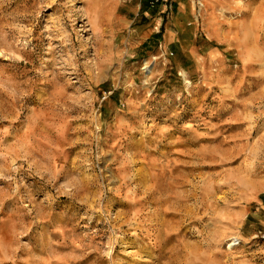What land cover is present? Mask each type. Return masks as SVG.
<instances>
[{"label":"rangeland","instance_id":"374dc122","mask_svg":"<svg viewBox=\"0 0 264 264\" xmlns=\"http://www.w3.org/2000/svg\"><path fill=\"white\" fill-rule=\"evenodd\" d=\"M0 264H264V0H0Z\"/></svg>","mask_w":264,"mask_h":264},{"label":"built area","instance_id":"2783aa9c","mask_svg":"<svg viewBox=\"0 0 264 264\" xmlns=\"http://www.w3.org/2000/svg\"><path fill=\"white\" fill-rule=\"evenodd\" d=\"M240 245V241L239 240H236L233 242L232 246L235 247V246H239Z\"/></svg>","mask_w":264,"mask_h":264}]
</instances>
